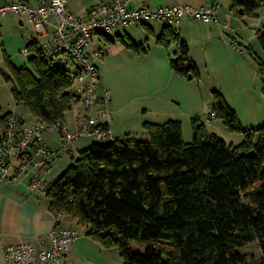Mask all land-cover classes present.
Here are the masks:
<instances>
[{
    "label": "trees",
    "instance_id": "obj_1",
    "mask_svg": "<svg viewBox=\"0 0 264 264\" xmlns=\"http://www.w3.org/2000/svg\"><path fill=\"white\" fill-rule=\"evenodd\" d=\"M261 7L264 0H231L230 10L255 18ZM256 37L264 52V25ZM116 41L135 52L144 49L129 38ZM156 43L167 49L177 43L172 69L199 77L172 27L165 25ZM26 48L29 66L17 68L3 53L0 76L36 121L64 122L75 98L69 71L53 66L37 42ZM244 51L264 78V60L249 47ZM9 115L0 108V134ZM209 118L241 134L242 143L226 144L198 118H191L190 143L178 120L144 122L145 137L95 142L77 159L71 156L74 163L46 189L50 211L75 220L102 248H117L123 264H264V123L242 126L218 91ZM253 243L257 257L240 252Z\"/></svg>",
    "mask_w": 264,
    "mask_h": 264
},
{
    "label": "crops",
    "instance_id": "obj_2",
    "mask_svg": "<svg viewBox=\"0 0 264 264\" xmlns=\"http://www.w3.org/2000/svg\"><path fill=\"white\" fill-rule=\"evenodd\" d=\"M22 1L35 7L38 0ZM113 1L67 0V7L73 14L83 17L91 7ZM6 2L0 0V4ZM129 5L151 9L172 5H219L220 9L216 19L208 24L183 18L172 27L179 41L187 44L188 60L195 66L198 78L180 76L172 69L170 58L178 52L179 45L175 43L167 49L156 43L165 26L161 22L118 30L109 35L114 40L112 43L104 37L92 41L89 51L104 52L103 58L96 61L100 69L98 89L100 93H109V129L113 137L135 136L144 122L161 124L168 120L180 121L184 136L185 127L187 132L192 129L191 118H198L209 133L226 144L239 145L243 141L241 134L229 132L222 120L209 118L214 91L222 95L242 126L254 127L264 123V83L253 61L243 52V48L249 47L264 60V52L256 37L264 25V7L258 10L255 18H239L230 10L231 0H130ZM53 19L56 20L51 17L46 22L47 34L39 38L27 21L6 16L0 23V68H6L3 53L15 67H28L30 54L23 55V50L29 43L51 36L57 28V20L53 25ZM120 37L142 45L143 51L129 50L116 41ZM11 98L8 103L0 98L1 114H13L24 126L32 125L36 121L33 116L24 113L23 105L16 104ZM80 110V106L75 105L69 111L73 115L65 116L64 122L70 130L74 128L73 122ZM94 112L93 109L91 114ZM44 136L48 147L57 146L55 132H45ZM141 137H145V132ZM78 142L70 145L68 153L71 156L74 151L83 150ZM88 145L84 147L88 148ZM63 156L68 160L66 166L60 168L61 163L55 161L48 175L56 173L59 176L71 163L68 154ZM27 180L23 178L11 184L0 177V264L5 263L4 251L9 246L31 243L39 249L42 245L49 246L48 234L56 224L78 227L75 220L66 216L55 217L49 209L50 199L46 191L31 192ZM81 231L82 234L70 245L66 264H123L117 248H102Z\"/></svg>",
    "mask_w": 264,
    "mask_h": 264
},
{
    "label": "built area",
    "instance_id": "obj_3",
    "mask_svg": "<svg viewBox=\"0 0 264 264\" xmlns=\"http://www.w3.org/2000/svg\"><path fill=\"white\" fill-rule=\"evenodd\" d=\"M130 0H114L109 4L91 7L83 17L73 14L67 0H38L35 7L22 0H7L0 4V23L12 15L32 25L41 38L47 34L46 22L54 17L57 28L38 46L53 66L69 71L73 79L75 95L73 107L81 110L74 119L73 130L65 122L47 124L36 121L24 126L11 114L7 117L0 134V177L7 183L27 178L28 189L36 193L49 187L44 173L61 152H69L70 145L81 137L115 139L110 133L111 113L107 91L99 92L100 69L96 61L104 56L101 50L89 51L94 39L109 36L132 25L161 22L173 27L183 19L190 18L203 24L214 21L219 5L193 7L190 5L131 7ZM238 50V49H237ZM27 48L23 55H28ZM94 109V114L91 111ZM55 132L58 146L48 147L45 132ZM61 216V215H60ZM59 216V217H60ZM82 234L75 227L56 224L48 234L49 246L37 249L31 243L9 246L4 251V264H66L70 245Z\"/></svg>",
    "mask_w": 264,
    "mask_h": 264
},
{
    "label": "rangeland",
    "instance_id": "obj_4",
    "mask_svg": "<svg viewBox=\"0 0 264 264\" xmlns=\"http://www.w3.org/2000/svg\"><path fill=\"white\" fill-rule=\"evenodd\" d=\"M54 23L56 24V20H54L53 19V22H52V24L54 25ZM36 35V34H35ZM36 37H38L37 35H36ZM1 77V76H0ZM262 78V80H263V83H264V78L263 77H261ZM10 84V85H8V86H3V85H7V84ZM2 87H4V89L2 88ZM8 87V88H7ZM6 89V90H5ZM11 89H12V84L11 83H8V82H6L5 80H4V78L3 77H1V79H0V98H1V100L2 101H5L6 103H8L12 98L11 97H13V95H12V92H11ZM12 95V96H11ZM12 103V102H11ZM10 103V104H11ZM10 106H14V104L12 103ZM5 110V107H2V110ZM22 111L24 112V113H30L29 112V110H28V108L27 107H25V106H23L22 108ZM72 111H74V110H72ZM2 114H3V112H2ZM31 115V114H30ZM73 114L72 113H70L69 111L67 112V114L65 115L67 118L68 117H71ZM150 118H152V117H150ZM191 128H192V126H191ZM143 130V128H141V131H138L137 133H136V137L137 138H140L141 137V134L142 133H144V131H142ZM192 135H193V131H192V129H191V131L190 132H187V128L185 127V129H184V136H183V140H184V142L185 143H190L191 142V140H192ZM54 137H55V135H54ZM44 138H45V136H44ZM77 141H79L77 144H79L80 146H82L83 148L82 149H84V148H86V147H84V146H86V145H88L89 144V142H103V143H105V142H109L107 139H90V138H84V137H81V138H79V139H77ZM86 143V144H85ZM56 146V145H55ZM57 146H58V144H57ZM56 146V147H57ZM89 146H91V145H88V147ZM53 148H55V147H53ZM79 150L80 149H78V151H74L73 152V156H74V158H78V155H79ZM65 154H68L69 155V161L71 162V163H69V165H67V167H65V169H64V171L59 175V176H57L56 175V173H51L50 175H48L47 173H44V175H45V177H46V179L48 180V182L50 183V185H52V184H54L62 175H63V173L69 168L68 166H70V164H73L74 163V159H72V157H71V153H68V152H61V153H59V155H60V157L59 158H57L55 161L56 162H60L61 164H60V168L61 167H63V166H66L65 164H66V162L68 161L65 157L66 156H63V155H65ZM65 158V159H64ZM54 161V162H55ZM53 162V163H54ZM55 162V163H56ZM52 163V164H53ZM240 252L242 253V254H244V255H246V256H249V257H257L258 255H259V249H258V247H257V245L256 244H251L250 246H248V247H246V248H243V249H241L240 250Z\"/></svg>",
    "mask_w": 264,
    "mask_h": 264
}]
</instances>
